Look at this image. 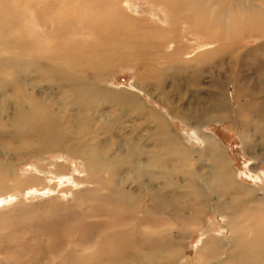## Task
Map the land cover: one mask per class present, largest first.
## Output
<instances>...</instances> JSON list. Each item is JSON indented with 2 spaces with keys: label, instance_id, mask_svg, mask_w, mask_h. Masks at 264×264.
Returning <instances> with one entry per match:
<instances>
[{
  "label": "rangeland",
  "instance_id": "rangeland-1",
  "mask_svg": "<svg viewBox=\"0 0 264 264\" xmlns=\"http://www.w3.org/2000/svg\"><path fill=\"white\" fill-rule=\"evenodd\" d=\"M239 1L0 0V163L12 167L0 264H145L168 250L228 264L230 218L264 215V0ZM192 73L196 86L182 80ZM220 87L258 107L226 121L172 112ZM18 123L39 137H15ZM209 142L249 205L214 204ZM203 240L222 252L205 261Z\"/></svg>",
  "mask_w": 264,
  "mask_h": 264
},
{
  "label": "bare ground",
  "instance_id": "bare-ground-1",
  "mask_svg": "<svg viewBox=\"0 0 264 264\" xmlns=\"http://www.w3.org/2000/svg\"><path fill=\"white\" fill-rule=\"evenodd\" d=\"M236 1H238V0H236ZM240 1L242 3H244V2L250 3V2H252L254 0H240ZM262 6L263 5H261L259 7L264 8ZM261 24H260V26H261ZM200 25H201V23L199 24V26ZM199 26H197V28H199ZM194 27L195 26H193V28ZM207 35H209V34H207ZM206 39L209 40L208 38H206ZM206 42L211 43L209 41H206ZM180 43H181V41H180ZM213 43H214V41H213ZM224 43H225V41L222 42L221 44L223 45ZM217 44H220V42H218ZM180 48H178V50ZM173 52L171 54H173V56H175ZM183 55H184V53H181V57ZM197 77H196V75H194V73H192L191 77H187V78H184L182 80H185V82L187 81L186 83H188V79L190 78V80H189L190 83L187 84V85L196 86V84L198 83V80L196 79ZM160 86L162 87L163 85L159 84V88H160ZM180 87H182V86L179 84L178 86H176V89L179 90ZM187 90H190V88H187ZM219 90H220L219 92H216L213 95V97H217V98L215 99L214 103H213V98H212V102H211L210 105H204V104H201L199 102V104H196V107H197V108L195 107L196 110L193 109V107H192V108H188V109L184 110V112H182V110L181 111L172 110V112L174 114L179 115L180 117L183 116V118L189 120V119H192V118L205 119L206 113L209 112V110H212L214 112L216 111L217 113H220L219 116H218L219 119L226 121L227 118L224 117L225 116L224 114L231 115V114H234V112H236V110L239 113L242 114L243 110H245V109L247 110V112H250V110H249L250 107L254 108V109H256L258 107V106H253L254 105L253 102L241 103L237 98H230L228 96H227V98H225L223 96L225 89L220 87ZM236 102L240 103V104H238L237 108H235V103ZM3 110H4V107L2 108V106H1L0 107V112L3 111ZM24 112H23V115L25 116L26 114H24ZM19 113H21V112H19ZM26 116L29 119V121L31 122L30 119L32 118L33 115L30 114V112H29ZM26 116H25V118H26ZM18 120H19V118H18ZM26 124L28 125V123H26V122H25V124L23 123V125H26ZM33 124L35 126V124H39V122L35 123V118H34ZM18 125L20 126L19 127L20 129L19 130L17 129V131L15 132V134H16L15 137H20L21 135H24V134H28V135L34 134L33 132H35L34 135H38V137H39V134L37 133V131L34 128H32V126L26 127L25 129H23L25 126H23V128H22V126L19 123H18ZM14 128H16V126ZM40 132H44V131H40V129H39V133ZM55 144L56 143H51V142L45 140L42 148H44L45 146L52 147ZM172 144H173L172 151L174 153L175 152H179V151L182 150L176 144V142H172ZM59 145H61V144H59ZM209 145H210L211 151L215 152L213 157L216 159V161L218 163V166L220 168V173H221V175H220L221 177L220 176H218V177L214 176L215 178H214V180H213V182L211 184V188L214 189V192L217 195L216 200H214V204L217 205L223 211L234 210V208L237 205H241V204L249 205L250 201L248 199L241 198V197H238L236 195V194L242 193V191H241L242 190L241 189L242 185H240V184L236 185L237 183L234 181L233 174H232V172H230V170L228 168L229 166L227 164L223 163L221 157H219L217 155V152L219 151V146L216 143H211V142H209ZM183 160H189V156H185L183 158ZM2 162L3 163H0V192L1 193H2L3 190H7L6 189V187H7L6 183L7 182H6V179L4 177L7 174H12V167L9 166V165H6L5 161L2 160ZM179 162H181V161H179ZM17 182L21 183L20 181H17ZM191 190H192V188H188V190L185 189L186 198L190 200L191 204H193L195 207H197V205H196V203L194 201V196H193V194L195 192H191ZM8 194H9V192H8ZM5 195H7V193ZM0 196H4V195L0 194ZM5 197L7 198V196H5ZM212 198H214V197H212ZM204 200H205L204 204H207L208 198L207 199L204 198ZM237 207H239V206H237ZM196 211H198V209H196ZM176 212H179V210H177ZM230 219H231L232 228L234 229V233H233V238H232V242H231L232 243V251H231L232 253L230 252V255L227 256L228 258L226 257L227 258L226 261L228 262V264H264V239L260 238V237L263 236L261 234H264V231H263V233L261 232L264 229L261 228V231L259 230V225L263 223L262 222V223L259 224V222H260L259 220L263 221L264 220V215L260 214V211H256V210L252 211L251 215L249 217L251 222H249L250 220H248L249 225L247 224V221H245L246 223L245 222L241 223L240 221L239 222H235V220H233L232 217ZM248 228H251V229L248 230ZM248 232H249V234L247 235ZM206 240L205 241L203 240L202 244L199 247L200 248L199 256H202V257L204 256L203 259H205V261L208 258L212 259L213 257H216L217 255H219L220 252H222V250H221V248L219 246L206 244L205 243V242H207ZM180 242H177V243L179 244ZM220 242H222V241H220ZM172 244H174V242H172ZM182 245L183 244L181 243V246ZM182 253H183V251H182ZM151 255H152V257L150 259L148 258V261L145 264H178V260L179 259L177 257H179L180 253L168 250L165 253H162V252H159V251L152 252ZM210 264H217V263L212 261V263L210 262Z\"/></svg>",
  "mask_w": 264,
  "mask_h": 264
}]
</instances>
